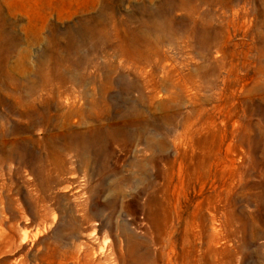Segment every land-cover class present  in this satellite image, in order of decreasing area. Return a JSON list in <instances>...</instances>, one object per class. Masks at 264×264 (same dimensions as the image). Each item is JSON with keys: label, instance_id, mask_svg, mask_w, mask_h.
I'll use <instances>...</instances> for the list:
<instances>
[{"label": "rangeland", "instance_id": "obj_1", "mask_svg": "<svg viewBox=\"0 0 264 264\" xmlns=\"http://www.w3.org/2000/svg\"><path fill=\"white\" fill-rule=\"evenodd\" d=\"M0 264H264V0H0Z\"/></svg>", "mask_w": 264, "mask_h": 264}, {"label": "bare ground", "instance_id": "obj_2", "mask_svg": "<svg viewBox=\"0 0 264 264\" xmlns=\"http://www.w3.org/2000/svg\"><path fill=\"white\" fill-rule=\"evenodd\" d=\"M131 42H133V41H131ZM143 53V52H142ZM136 54H138V53H136ZM140 54V53H139ZM138 57H140L141 58V56L139 55ZM164 107V106H163ZM102 109V108H101ZM128 109V108H127ZM126 110V109H125ZM102 111H103V109H102ZM102 114V113H101Z\"/></svg>", "mask_w": 264, "mask_h": 264}]
</instances>
